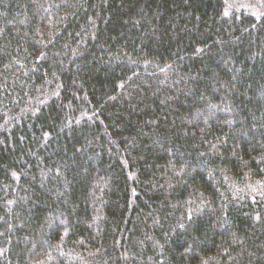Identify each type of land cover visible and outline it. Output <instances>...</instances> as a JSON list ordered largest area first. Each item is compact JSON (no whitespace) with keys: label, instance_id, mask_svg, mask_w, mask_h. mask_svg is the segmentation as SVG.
<instances>
[{"label":"trees","instance_id":"16d2710c","mask_svg":"<svg viewBox=\"0 0 264 264\" xmlns=\"http://www.w3.org/2000/svg\"><path fill=\"white\" fill-rule=\"evenodd\" d=\"M0 264H264V0H0Z\"/></svg>","mask_w":264,"mask_h":264}]
</instances>
